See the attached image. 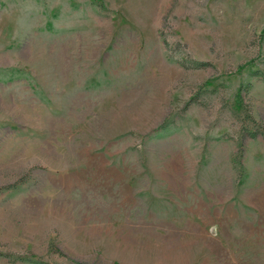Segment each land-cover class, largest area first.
<instances>
[{
	"label": "rangeland",
	"instance_id": "374dc122",
	"mask_svg": "<svg viewBox=\"0 0 264 264\" xmlns=\"http://www.w3.org/2000/svg\"><path fill=\"white\" fill-rule=\"evenodd\" d=\"M0 264H264V0H0Z\"/></svg>",
	"mask_w": 264,
	"mask_h": 264
}]
</instances>
